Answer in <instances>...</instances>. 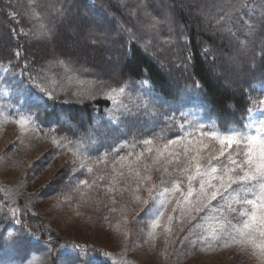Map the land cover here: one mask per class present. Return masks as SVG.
I'll list each match as a JSON object with an SVG mask.
<instances>
[{"label":"trees","instance_id":"16d2710c","mask_svg":"<svg viewBox=\"0 0 264 264\" xmlns=\"http://www.w3.org/2000/svg\"><path fill=\"white\" fill-rule=\"evenodd\" d=\"M119 89L123 96L115 102L110 92ZM124 89L135 96L123 105ZM262 100L264 0H0V101L9 114L31 121L27 142L13 140L4 151L19 147L12 151L18 156L45 147L25 167L24 182L45 178L31 193L23 189L13 199L0 178V264H36L44 256L48 264H113L72 244L42 203L115 223L137 182L158 189L175 179L185 187L194 171H174L173 163L165 172V155L156 176L144 152L151 165L145 171L133 162L141 141L153 137L158 144L151 147L162 148L183 134L177 120L190 114L207 129L245 132L264 117ZM140 102L145 112L135 110ZM215 147L207 158L218 155ZM122 155L128 159L121 165ZM56 156L66 157L51 170ZM226 157L212 163L222 169L231 165ZM192 184L200 187L199 178ZM229 203L226 196L192 212L197 219L187 236L194 238L196 223L212 216L219 224L233 215L238 220ZM154 204L144 205L132 227L148 223Z\"/></svg>","mask_w":264,"mask_h":264},{"label":"rangeland","instance_id":"374dc122","mask_svg":"<svg viewBox=\"0 0 264 264\" xmlns=\"http://www.w3.org/2000/svg\"><path fill=\"white\" fill-rule=\"evenodd\" d=\"M155 21V19H154ZM157 21V20H156ZM155 21V22H156ZM125 91V89H124ZM115 102L123 96L121 89L116 92H110ZM125 101L123 105L128 103L135 95L129 91H125ZM114 102V103H115ZM148 104V103H147ZM146 105V103H145ZM141 109H136L139 112H145L146 106L143 102L138 105ZM185 120H177L178 125L185 127L182 137L185 139L181 142V147L188 144V132H193V139H204L199 136V125L204 124L201 120L195 119V114L184 115ZM264 122V117L254 118L251 120L245 132L249 131L250 127L259 126ZM31 124L30 119L25 115H12L2 106L0 101V178L7 185V191L11 198L16 199L20 191L23 189L31 193L36 187L45 181L43 175L38 176L32 184L24 182L23 176L25 167L35 158L39 157L45 147L34 148L29 152H25L18 156L13 155L12 151H18L19 147L12 148L5 152V148L13 140H23L24 143L29 139L27 130ZM203 131H217L215 129H202ZM220 132V131H218ZM227 134L229 132H220ZM180 137V136H179ZM148 138V137H147ZM165 143V142H164ZM163 143V144H164ZM158 144L155 139L154 146ZM149 147V146H147ZM163 147V146H162ZM141 148V149H140ZM170 150L177 148V145L169 146ZM145 149V145L136 146V154L133 156V162L136 163V156ZM10 155L7 161L4 156ZM76 155V154H75ZM15 157L13 159L12 157ZM67 156L71 157L70 154ZM128 155H122L125 159H121V165L127 161ZM66 156H56L52 160L51 170L56 169L61 165ZM163 158V157H162ZM166 159V157H165ZM154 165V174L157 176L160 171L159 162ZM218 167L217 164L212 163ZM231 168L232 165H227ZM219 168V167H218ZM49 174V172H47ZM209 177H205L207 181ZM217 183L218 181H213ZM140 183H136V187L132 188L129 198V203H125V214L115 223H106L104 219H99V215L83 210H65L58 203L54 201H45L42 205L47 207L45 211L48 220L51 221L55 228L64 236L71 240V243L76 247L82 249H89L94 254L98 255L102 260L109 261V263L122 264H264V259H261L258 254H253L251 246H241L229 242V246H223L227 239L226 234L224 238L218 234V230L225 227V220L219 224L215 217L212 216L199 225V233L192 239L187 235L190 232V224L192 223L191 207L195 206L196 195L201 192L200 187L196 188L193 184L192 195L187 199L181 196V192H188L189 183L185 187L181 186V192H171L169 194L166 206H161L163 197L159 195L165 188H172V183H163L158 188L155 204L153 205L150 218L147 224L137 223L132 227V221L136 215L144 207L145 200L149 199V192L147 188L153 187L155 184H147L145 187H140ZM205 190H208L206 184ZM179 201V202H178ZM127 204V205H126ZM36 206L41 207L38 201ZM217 207H213L214 212ZM13 215V209L10 210ZM164 213L159 217L158 222L156 217L159 212ZM172 217L169 220V217ZM230 219V218H228ZM227 219V220H228ZM18 222L17 220H15ZM177 222L179 224H177ZM235 222V221H233ZM190 226V227H189ZM137 227V229H136ZM189 227V228H188ZM188 228V229H187ZM166 229H170L166 230ZM231 230V229H229ZM203 237L204 239H200ZM189 241V245H184L183 242ZM219 241V242H217ZM36 264H48L46 257L42 258ZM60 264H66L62 261Z\"/></svg>","mask_w":264,"mask_h":264},{"label":"snow or ice","instance_id":"6c2138e0","mask_svg":"<svg viewBox=\"0 0 264 264\" xmlns=\"http://www.w3.org/2000/svg\"><path fill=\"white\" fill-rule=\"evenodd\" d=\"M261 103L264 104V100ZM205 127L204 124L199 125V129H201L199 136L208 138L210 143H205L203 139L194 140L193 132H188L187 146L181 147V142L185 137L180 136L168 139L162 148H153L151 146L156 138L148 137L141 143L149 147L138 153L136 160L139 163H144L142 159L144 152L149 153L148 158L153 163L167 155L170 159L164 161L163 170L165 172L168 171V165L173 163L176 165L174 171L184 173L194 169L191 174L187 175L189 182L187 195L185 196V193L181 192V181L174 179L171 189L165 188L163 192L159 193L163 197L161 206H166L171 192H181V196L187 199L188 196L192 195V181L199 178L201 192L198 194L199 198L195 206L191 207V211L203 212L205 208L211 207V201L218 198L224 200L227 196L231 201L227 205L229 213L238 214L239 219L237 220L235 215L231 216L225 221L226 226L218 230L221 238H224L225 234L227 237L223 246H229V242L241 246H251L253 254H258L261 259H264V122H261L259 126L250 127L247 132L232 130L227 134L218 131H203L202 129ZM217 143L219 145L218 155L207 158L208 153L217 151L215 147ZM171 145H177V149L170 150L169 146ZM153 152H155L154 156L151 155ZM225 153H227L226 158L232 167L225 166L221 169L214 166L212 160H219V157H224ZM233 154H235V158H233ZM206 158L207 163H205ZM120 159H125V157H120ZM150 167L151 165L144 163L145 171H148ZM89 170L91 171V169ZM205 177H209V179L206 181ZM149 179L150 176L147 175L142 177L144 181ZM213 181H218V184L212 183ZM81 183H86V181H81ZM206 184L208 190H205ZM147 191L149 192V199L155 200L158 191L156 186L147 188ZM144 203L148 204L149 200H145ZM217 211H222V208L217 209ZM163 215L164 213L160 211L154 224ZM171 219L170 216L169 220ZM191 219L194 221L197 217L192 216ZM194 227L195 225H193ZM166 230L170 231V229ZM12 235L9 233L10 237ZM200 239L203 240L204 238L201 237Z\"/></svg>","mask_w":264,"mask_h":264}]
</instances>
